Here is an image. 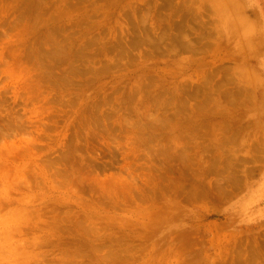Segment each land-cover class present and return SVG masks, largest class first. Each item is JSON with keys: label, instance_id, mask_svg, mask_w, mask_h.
<instances>
[{"label": "rangeland", "instance_id": "rangeland-1", "mask_svg": "<svg viewBox=\"0 0 264 264\" xmlns=\"http://www.w3.org/2000/svg\"><path fill=\"white\" fill-rule=\"evenodd\" d=\"M0 264H264V0H0Z\"/></svg>", "mask_w": 264, "mask_h": 264}]
</instances>
